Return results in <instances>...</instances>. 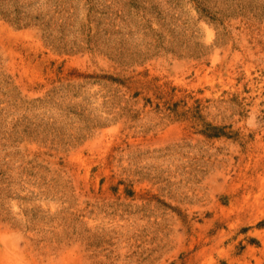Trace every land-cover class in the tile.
<instances>
[{"label": "rangeland", "instance_id": "1", "mask_svg": "<svg viewBox=\"0 0 264 264\" xmlns=\"http://www.w3.org/2000/svg\"><path fill=\"white\" fill-rule=\"evenodd\" d=\"M0 264H264V0H0Z\"/></svg>", "mask_w": 264, "mask_h": 264}, {"label": "bare ground", "instance_id": "2", "mask_svg": "<svg viewBox=\"0 0 264 264\" xmlns=\"http://www.w3.org/2000/svg\"><path fill=\"white\" fill-rule=\"evenodd\" d=\"M79 157V156H78Z\"/></svg>", "mask_w": 264, "mask_h": 264}]
</instances>
